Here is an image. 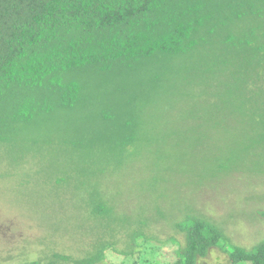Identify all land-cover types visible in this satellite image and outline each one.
<instances>
[{"label": "trees", "instance_id": "obj_1", "mask_svg": "<svg viewBox=\"0 0 264 264\" xmlns=\"http://www.w3.org/2000/svg\"><path fill=\"white\" fill-rule=\"evenodd\" d=\"M222 67L235 73L230 80L234 83L228 85L234 90L221 93L228 96L226 107L239 113L251 110L256 122L250 133L240 137L237 153L213 155L216 161L209 167L214 169L215 184L211 188L221 200L224 181L238 184L246 177L256 185L251 179L262 180L264 175V0H0V143L14 149L27 130L41 131L49 122L62 124L49 129L48 137L50 149L57 142L62 151L66 171L74 168L64 164L68 158L61 147L64 138L76 141L88 166L98 149L103 152L101 167L113 161L122 166L130 160L125 153L129 146L139 141L134 134L140 110L153 93L168 91L164 87L171 88V83L176 89L177 83L186 88L184 82L209 77ZM95 123L116 128L94 140L90 135ZM236 173L240 174L237 180ZM62 182L56 178L53 185ZM230 183L227 190L232 203L253 202L251 208H242L231 218L242 220L241 237L256 238L252 236L258 232L252 221L256 198ZM92 191L95 205L87 209L90 217L83 233L95 238L97 248L77 263L108 260L111 264L105 254L111 249L123 256L121 263L138 264L142 244L155 235L137 228L130 231L124 214L120 218L115 207L101 199L102 190ZM147 207L142 206L144 212ZM226 207L230 208L229 202ZM152 208L158 214L149 220L150 213L145 221L148 227L158 225L157 218H166L157 204ZM171 222L169 226L185 236L172 264H197L215 248L226 251L231 264H264V238L245 247L234 228L230 237L223 232L227 223L220 224L222 231L197 212ZM104 234L111 239L104 240ZM54 256L69 259L58 253Z\"/></svg>", "mask_w": 264, "mask_h": 264}, {"label": "rangeland", "instance_id": "obj_2", "mask_svg": "<svg viewBox=\"0 0 264 264\" xmlns=\"http://www.w3.org/2000/svg\"><path fill=\"white\" fill-rule=\"evenodd\" d=\"M233 74L235 76L232 68L224 70L222 67L209 77L184 82L186 88L177 83L180 87L176 89L171 83V88L164 87L168 91L153 93L140 110V124L134 134L139 141L135 146H129L125 153L130 160H125L122 166H115L114 161L105 162L103 170L98 163L103 157L100 149H96L92 166H88L76 141L64 138L60 141L68 155L64 164L74 168L66 171L62 165V151L57 142L50 149L48 137L49 129L54 131L63 127L62 124L51 126L49 122L48 130L40 131L35 127L27 130L19 136L14 149L1 142L0 264H23L33 260H38V264L51 261L79 264L77 261L94 252L97 248L95 238L83 233L90 217L87 209L95 205L91 200L93 188L102 190L101 199L114 206L120 218L124 214L130 231L137 228L155 235L142 244L143 254L138 264L175 262L179 244H184L185 236L169 224L196 212L216 225L227 223L226 232L224 226H220L221 230L233 237L231 229L234 228L238 240H241L240 245L245 247L264 238V175L262 180L256 176L251 179L256 185L248 183L246 177L236 181L238 184L224 181L220 187L222 200L216 189L211 188L215 184L211 176L214 169L209 167L216 161L213 155L223 157L233 150L237 153L240 137L250 133L251 125L256 122V115L251 110L239 113L226 107L225 98L227 100L228 96L224 98L221 93L234 90L228 89V85L234 83L230 81ZM172 91L176 92L175 96ZM236 91L241 97L242 94ZM165 92L173 96L164 95ZM220 108L223 110L217 113ZM96 124L99 123L93 125L90 135L94 140H98L100 134H107L108 129L116 128L108 123ZM52 168L55 171L52 172ZM239 175L235 174L236 180ZM221 177L225 179L224 175ZM56 178L64 181L61 186L53 185ZM228 183L250 195L251 199L256 198V216L252 220L258 227V232L252 235L256 238L241 237L238 228L243 226L242 220L231 218L240 209L251 208L253 202L242 200V206L232 203ZM71 189L78 192L71 195ZM140 202L150 209L144 212ZM228 202L230 208L226 207ZM155 204L166 218H157L160 223L148 227L145 221L150 213L149 220H155V214H158L152 208ZM141 211L145 215L139 216ZM129 220L133 223L131 227ZM105 236L104 240L111 239ZM138 236L143 238L141 234ZM55 253L67 255L69 259L57 258ZM105 254L111 264H126L121 263L123 256L111 249ZM97 264L109 262L103 260ZM197 264L231 262L226 251L215 248L200 257Z\"/></svg>", "mask_w": 264, "mask_h": 264}]
</instances>
